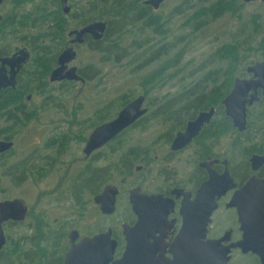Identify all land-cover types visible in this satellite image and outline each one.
I'll use <instances>...</instances> for the list:
<instances>
[{
  "label": "flooded vegetation",
  "instance_id": "flooded-vegetation-1",
  "mask_svg": "<svg viewBox=\"0 0 264 264\" xmlns=\"http://www.w3.org/2000/svg\"><path fill=\"white\" fill-rule=\"evenodd\" d=\"M34 1L2 0L0 3V81L12 83L0 89V141L12 143L8 150L0 152L1 161H5L4 158L7 156L9 158L13 156L15 139L22 132V128L37 120L42 112L63 109L64 104L60 97L56 98L51 92L53 87L58 86L57 88L62 90L64 86L68 88L77 85L78 93H81L92 84L91 82L102 77L101 67L99 70L93 65L78 67L75 63L83 49L102 53L101 50H97V47H103L102 40L108 28L107 18L109 17L95 19L96 17L93 16L95 13L89 12V3L75 9L69 4L71 0H68L69 12L64 13L60 0L56 2L40 0L38 3ZM145 1L141 0L138 4L148 8L146 12L148 16H153V22H161L167 26L174 16L184 17L183 24L189 29L191 27L189 23L187 24V19L191 17L193 8L203 6L214 11L222 10L221 16H223L229 11H236L241 3L243 5L259 3L264 7L260 0L251 2L199 0L193 1L194 3L191 0H183L171 10L168 16L166 15L167 17L162 18L159 11L167 0H163L156 9L146 5ZM50 7L53 9L51 10ZM57 9L60 10L62 18L55 19L49 16V13ZM131 15L133 12L129 16ZM109 16L111 19L112 15ZM98 21L106 23L105 32L100 40H95L87 34L83 36L81 44L71 42L75 36H70V32ZM70 23L73 26H70ZM55 31L61 33L63 39L51 35ZM236 41L247 40L236 37L233 43ZM99 42L102 43L98 46ZM67 48L74 50L75 58L65 65V70L60 75L74 68L80 80L66 78L51 80L52 72L60 66L59 56ZM252 49L248 48L242 53L246 58L252 52L260 53L263 59L246 66L244 64L237 66L226 95L219 100H214L215 102L213 101L214 103L210 106L198 110L179 130L175 131L172 138L164 133L165 135L161 138L168 145V149L164 155L156 154L155 159L149 157V151L146 148H141L135 156H124L128 150L125 151L123 138L135 127L169 117L170 115L162 114L159 110L160 105L170 101L171 98L160 99L155 108L150 109L151 104H146V97L143 95L145 99L142 108L147 109V112L114 139L89 155H85L83 150L92 132L101 124L116 118L118 113L136 97L128 100L114 117L115 106L112 99L95 107L96 103L84 102L85 105H83L82 100H76L77 110H81L82 107L81 111H91L94 107L89 117L77 122L80 129L72 132L71 129L65 130L63 124L51 126L43 135L41 149H34L30 155L9 164L11 167H9V175L17 184L33 179L43 181L48 178L52 170L58 169L64 162L65 152H69L67 147L72 143L71 138L81 139L83 143L81 161L85 160L87 163L70 183H61L60 188L67 193L59 194L64 198L61 202H65V199L71 201L72 207L76 208L78 213L73 214V222L65 219L58 225H49L48 221L43 219L44 217L37 216L35 223L30 220L24 231L19 230L13 237L6 235L5 227H22L29 216H32L30 213L33 208L23 199L29 208L28 214L21 222L10 220L3 223L6 242L0 252L8 243H11L12 264H117L125 254H128L129 243L124 234V227H132L137 222V216L133 213L130 204V192L136 189L140 194L156 195L160 199L156 202L158 211L156 234L153 237H147L149 244H156V251L154 248L137 246L129 253L134 260L146 261L147 255H153L156 264L159 262L167 264L174 258L173 243L179 241L185 246L187 259L194 258L197 264H264V68L256 74L248 71V68L255 63L264 61V51L257 49V51L260 50L257 52L256 49L255 51ZM10 58H13L10 64L1 61ZM104 59L106 60L105 56L102 60L108 61ZM220 63L219 66L223 68V62ZM237 79L256 83L254 88L251 87L246 94L247 100L252 102L250 105H245L246 126L241 131L235 128L232 120L226 116L223 105V100L233 89ZM222 80L223 78L217 84L211 82L204 84L207 86L206 89H209L213 85H221ZM177 109V105L171 108L173 112ZM211 109L212 117L209 122L204 124L191 141L185 147L172 149L176 134L183 131L187 123L195 120L199 113H208ZM171 115L170 118L176 116L175 113ZM146 117L148 120L145 119ZM226 119L230 122V130L227 131L225 130ZM114 141L121 142L119 149L116 148V143L114 146ZM160 141L161 139H156V146L160 144ZM114 148L117 150L114 151ZM133 157L134 163H141L134 168L135 172H144V176L138 183L131 184L124 193L120 184L112 183L113 161L115 158L119 167H123V164ZM152 164H156L155 179H149L152 175L147 174L148 170L153 168ZM130 170L123 172L124 177H129ZM225 171L232 178L235 187L218 199L216 209L208 218L204 219L202 213H188L190 217L186 220L187 234L181 237L179 234L183 217L179 210L184 195L188 201H192L199 187L208 181L210 176L220 178ZM248 181L254 182L251 193L255 195L249 203L248 212L242 204H239V208H227L226 204L229 203L234 192L241 189ZM109 185L115 186L118 193L114 213L105 214L95 198ZM49 194H51L49 191L44 193V195ZM86 196L91 197L93 203L91 211L86 210L84 203ZM257 196L262 199L260 213L258 205L256 206ZM121 197L126 198L125 213L127 215L122 220L116 218V223L113 225L114 214L119 209ZM52 199L53 197L47 196V201ZM164 213H168L167 216ZM40 215L43 216L45 213ZM87 240L89 242H86ZM92 240L95 241L90 242ZM19 255L20 258H18Z\"/></svg>",
  "mask_w": 264,
  "mask_h": 264
},
{
  "label": "rangeland",
  "instance_id": "rangeland-1",
  "mask_svg": "<svg viewBox=\"0 0 264 264\" xmlns=\"http://www.w3.org/2000/svg\"><path fill=\"white\" fill-rule=\"evenodd\" d=\"M39 1L35 0L34 2L38 3ZM48 2L52 4L50 1ZM182 2L183 0H167L164 7L159 11L161 17H167L171 10ZM86 3H90V0H71L69 4L77 9L84 7ZM50 9L52 10L53 7H50ZM196 9H191V12L193 13ZM93 16L96 17L95 19L100 18L97 13ZM183 20L184 17L174 16L170 24L165 26L168 32L166 35L164 34L165 37L163 38H161L163 35L153 34L152 29L143 28L141 23L132 27H125L121 30L120 35L116 34L114 36L111 32L109 38L104 41L103 47L111 50L114 45H118L119 50L116 52L119 54V59L116 63L113 60L104 62L102 53H94L86 51V49L80 51L75 65L78 67L93 65L98 70L101 67L102 77L91 82L92 84L81 93H78L79 88L77 85L68 88L64 86L62 90H59L58 86L53 87L51 92L56 98L60 97L64 104L63 109L48 113L42 112L37 120L22 128V132L15 139V155L13 154L10 158L9 156L5 157V161L0 160V200L22 198L33 208L32 213H30L32 216H29L22 227H5L4 232L6 235L13 237L19 230L24 231L30 220L35 223L37 216L44 217L43 219L48 221L49 225H58L61 220L65 219L73 222V214L78 213V210L72 207L73 203L71 201L65 199V202H61L64 198L59 194L66 192V190L60 188L61 183H70L87 163L85 160L81 161L83 159L81 139L71 138L72 143L67 147L69 152H65L64 162L58 169L52 170L45 180L36 181L33 179L17 184L9 175L11 168L9 164L30 155L34 149H41L44 140L43 135L51 126L63 124L65 130L71 129L72 132H75L80 129L77 125L78 121L89 117L95 106H99L110 99H112L115 106L113 117L122 107L120 105L124 99L130 100L138 95H144L146 104H151L150 109H154L160 99L172 98L184 87L190 86L199 79L208 69L220 65L217 50L222 45L233 44L236 37L247 40L248 45L246 47L253 48L252 51L254 49L264 51V7L259 3L245 5L241 3L235 13L233 10L229 11L223 16L210 21L198 32H193L192 28L185 27ZM70 26L73 25L70 23ZM165 43L171 46L166 54L151 64L140 66L151 53L149 52L151 49L154 50ZM139 44H141V47L137 48L136 46ZM262 59L263 55L252 52L242 64L246 66ZM159 70L161 72L157 83L152 84L149 77ZM76 100H82L83 105L85 103H96V105L91 111H81L82 107L81 110H77ZM166 132L167 126L162 121H153L141 127H135L123 138L125 151L130 148H146L149 151L150 158L155 159L156 154L164 155L168 145L163 142L161 136L165 135ZM157 138L161 141L156 146ZM115 158L113 173H111L112 183L120 184L122 191L126 193V189L131 184L139 182L144 176V172H135L134 168L141 165L140 162H135L130 170L131 173L128 174L129 177L126 178L124 177L125 173H121L120 169H114L115 166L119 167ZM152 165L153 168L151 167L147 172L148 176H150V173L152 175L149 179H155L156 176V164ZM46 191L51 194L44 195ZM47 196L53 197L52 201H47ZM125 201V197L120 198L119 209L114 214L113 225L116 223V218L122 220L126 217ZM84 203L87 207L86 210L91 211L93 207L91 197L86 196ZM43 213L45 215H40Z\"/></svg>",
  "mask_w": 264,
  "mask_h": 264
},
{
  "label": "water",
  "instance_id": "water-1",
  "mask_svg": "<svg viewBox=\"0 0 264 264\" xmlns=\"http://www.w3.org/2000/svg\"><path fill=\"white\" fill-rule=\"evenodd\" d=\"M68 0H60L62 9L64 13L69 12V7L67 6ZM163 0H146L144 3L146 5H151L156 9L158 5ZM255 0H244V2H251ZM264 5V0H260ZM2 0H0V3ZM106 29L105 22H94L80 30H75L70 32V36L74 35L75 38L72 43L81 44L83 42V36L90 34L95 40H100ZM75 58V52L72 48L65 49L59 56V67L54 70L51 74V80H80L75 73V69L72 68L68 70L65 74L60 75L65 70V65ZM13 58L1 60L3 63L10 64ZM264 68V61L255 63L253 66L248 68L249 72H254L255 74ZM12 83L0 81V89L7 87ZM256 83L252 84V81L247 80H235V84L230 93L223 100V105L225 107V114L232 120L235 128L240 131L246 126V104L250 105L252 100H247V92ZM254 88V87H253ZM145 97L140 95L129 102L114 118L113 120L101 124L98 126L86 141L84 147V154L89 155L92 151L102 147L108 141L114 139L120 132L132 125L138 118L147 112V109L142 108ZM212 117V109L210 112H201L198 114L195 120L187 123L183 131L176 134L171 148L176 150L185 147L191 139L198 133V131L208 123ZM12 143L5 141H0V152L8 150ZM254 182L248 181L241 189L235 191L231 197L227 208L238 207L239 204L247 210H249V203L254 197L252 192ZM235 187L232 178L229 176L228 172L225 171L224 175L220 178L210 176L209 180L203 183L195 194V198L192 201L184 198L181 202V207L179 213L182 214L183 223L180 230V236L183 237L187 234V222L186 220L190 217L188 213H202L203 218H208L210 214L216 209L217 201L219 198L224 196L229 190ZM118 190L115 186H106L103 192L95 198V201L100 204L102 212L105 214H112L115 210L116 195ZM160 199L156 195H144L138 193L136 189H132L130 192V204L133 213L137 216V222L132 226L124 227V234L128 239V254L123 256V258L117 262V264H156L154 262L153 255H147L146 261L134 260V258L129 256L132 250L140 245L147 248H154L156 251V244L148 243V236L153 237L156 234V202ZM256 206L258 205V212L260 213V205L262 204V199L256 197ZM29 208L23 199L15 198L12 200L0 201V250L4 246L6 240L3 232V223L7 221L21 222L23 221L27 214ZM168 213H164L167 216ZM195 215V214H194ZM196 216V215H195ZM188 217V218H187ZM154 221V222H153ZM153 228H150V227ZM145 236V238L143 237ZM92 240L90 242H93ZM156 241V240H155ZM86 242H89L88 240ZM174 258L170 260L167 264H197L196 259H187L185 254V246L180 244L179 241L173 243ZM189 260V261H188ZM144 262V263H143ZM158 264H164L159 262Z\"/></svg>",
  "mask_w": 264,
  "mask_h": 264
},
{
  "label": "trees",
  "instance_id": "trees-1",
  "mask_svg": "<svg viewBox=\"0 0 264 264\" xmlns=\"http://www.w3.org/2000/svg\"><path fill=\"white\" fill-rule=\"evenodd\" d=\"M56 2L57 0H51ZM139 1L141 0H90L89 3V12L97 13L99 15V19L104 18L107 16L108 19V28L103 37L102 41H105L109 38L111 32L115 36L121 34V30L125 27H132L135 24L142 23L143 28H150L152 29L153 34H157L161 36V38L165 37L166 33L168 32L165 29V26L161 22H153L152 15L148 16L147 14V7L139 5ZM24 2V0H23ZM126 3L128 5H126ZM133 12V15L129 16ZM222 10L217 11V9H207L205 7H198L192 13L191 17H188L187 24L189 23L193 32L200 31L204 26H206L210 21L218 18L222 14ZM236 12V11H234ZM111 19H110V16ZM49 16L52 18L60 19L62 18V14L60 10H53ZM150 17V18H149ZM156 23V24H155ZM58 25V24H57ZM56 25V26H57ZM165 34V35H164ZM51 35L63 39V36L58 31L53 32ZM60 35V36H59ZM120 39V38H119ZM102 42H99L98 46ZM116 44V42H114ZM247 41H236L233 44H226L222 45L218 50L217 54L224 64V67L216 66L208 69L199 79L193 82L190 86L184 87L178 94L173 96L170 101L160 105V112L162 114L170 115L165 120H161L164 125H167V132L166 134L172 138L175 131L179 130L186 122L187 119H190L198 110L204 109L211 104H213L216 100L222 98L223 95H226L229 91L230 82L232 80V75L237 68V66L243 63V60L246 59L245 54L242 53L243 50H248ZM137 48L141 47V44L136 46ZM171 46L168 44H162L158 48L154 50H150L151 52L148 57L143 61L140 66L143 67L147 64H151L154 61L160 59L161 56L166 54ZM97 50H101L103 56L106 57L105 61L113 60L115 63L118 62L119 54L116 52L118 49V45H114L111 50L106 49L105 47H97ZM108 50L110 52H108ZM107 53V54H106ZM221 64V63H220ZM139 66V67H140ZM161 70L156 71L153 73L149 78L152 84L154 82L157 83ZM152 78V79H151ZM223 78L221 85H213L211 88L206 89L205 82H211L217 84L218 81ZM129 99H124L121 106L126 104ZM215 100V101H214ZM214 101V102H213ZM177 105L178 109L176 112H173L171 108ZM157 113V112H156ZM176 114L174 118L171 114ZM147 122L146 120H144ZM225 130H230V122L226 119ZM117 145H116V144ZM114 145L116 148H120L121 142L114 141ZM114 148L113 150L116 151L117 149ZM140 151V148H130L128 149L127 153L124 156H135ZM135 158L130 159L123 167L115 166L114 169L121 171V173L125 171H129L132 168V164L134 163ZM132 162V164H130ZM12 245L8 243L6 247L0 252V264H12L11 257H12ZM20 258V255L18 256Z\"/></svg>",
  "mask_w": 264,
  "mask_h": 264
}]
</instances>
